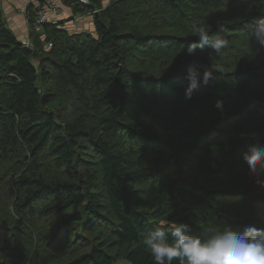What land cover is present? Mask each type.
Returning <instances> with one entry per match:
<instances>
[{
  "label": "trees",
  "instance_id": "1",
  "mask_svg": "<svg viewBox=\"0 0 264 264\" xmlns=\"http://www.w3.org/2000/svg\"><path fill=\"white\" fill-rule=\"evenodd\" d=\"M65 4L94 34L44 24L25 48L0 19V264H154L161 220L264 228L243 160L264 146V0ZM193 26L228 47L187 55ZM189 66L212 76L190 99Z\"/></svg>",
  "mask_w": 264,
  "mask_h": 264
},
{
  "label": "clouds",
  "instance_id": "2",
  "mask_svg": "<svg viewBox=\"0 0 264 264\" xmlns=\"http://www.w3.org/2000/svg\"><path fill=\"white\" fill-rule=\"evenodd\" d=\"M193 31L198 38L187 45L186 54L189 56L205 49L218 54L228 47L226 39L210 37L205 26H193ZM248 36L264 46V18L249 26ZM185 79L189 82L185 94L190 99L200 83L209 84L212 76L209 72L201 74L197 67L189 66ZM222 105V101L216 102L217 108H222ZM243 160L250 175L261 183V177H264V146L249 145L243 153ZM143 243L154 264H264V228L254 225L236 231L213 224L206 226L201 235H196L188 223L161 220L147 231Z\"/></svg>",
  "mask_w": 264,
  "mask_h": 264
},
{
  "label": "crops",
  "instance_id": "3",
  "mask_svg": "<svg viewBox=\"0 0 264 264\" xmlns=\"http://www.w3.org/2000/svg\"><path fill=\"white\" fill-rule=\"evenodd\" d=\"M60 5L61 10L57 16L61 27L71 33H90L94 34L93 16L91 14H75L72 9L65 4V1L72 0H53ZM109 0H101L105 6ZM26 0H0V19L14 36L21 43L30 40L31 31L39 34L41 39L42 29L35 30L26 19L25 15Z\"/></svg>",
  "mask_w": 264,
  "mask_h": 264
},
{
  "label": "built area",
  "instance_id": "4",
  "mask_svg": "<svg viewBox=\"0 0 264 264\" xmlns=\"http://www.w3.org/2000/svg\"><path fill=\"white\" fill-rule=\"evenodd\" d=\"M82 5H88L89 0H74ZM108 4V3H107ZM106 4V5H107ZM105 5V6H106ZM61 10L53 0H26L25 15L28 21L32 20V28L35 30L41 29L44 24H57V16ZM23 47H32L31 41L22 42ZM47 47L49 44L46 45Z\"/></svg>",
  "mask_w": 264,
  "mask_h": 264
},
{
  "label": "water",
  "instance_id": "5",
  "mask_svg": "<svg viewBox=\"0 0 264 264\" xmlns=\"http://www.w3.org/2000/svg\"><path fill=\"white\" fill-rule=\"evenodd\" d=\"M175 141L176 140H173V141H169V140H166V139L164 140L165 145H167L173 153H177V148L175 146Z\"/></svg>",
  "mask_w": 264,
  "mask_h": 264
},
{
  "label": "rangeland",
  "instance_id": "6",
  "mask_svg": "<svg viewBox=\"0 0 264 264\" xmlns=\"http://www.w3.org/2000/svg\"><path fill=\"white\" fill-rule=\"evenodd\" d=\"M118 264H123L122 262H119Z\"/></svg>",
  "mask_w": 264,
  "mask_h": 264
}]
</instances>
